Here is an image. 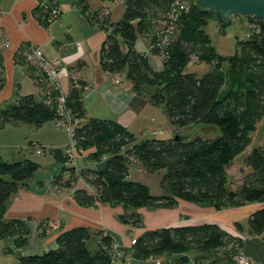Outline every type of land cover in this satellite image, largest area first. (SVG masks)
I'll return each instance as SVG.
<instances>
[{"label": "trees", "instance_id": "16d2710c", "mask_svg": "<svg viewBox=\"0 0 264 264\" xmlns=\"http://www.w3.org/2000/svg\"><path fill=\"white\" fill-rule=\"evenodd\" d=\"M175 1L123 0L122 15L114 22L106 21L105 14L100 12L88 15L103 25L106 32L99 51L103 70L124 74L133 90L147 95L152 104L162 105L178 137L137 140L114 120L83 121L82 88L86 84L76 79L77 85L71 83L65 94V107L72 117L82 120L74 129L77 148L80 153L88 150L90 161L106 158L101 167L76 171L73 166L66 167V156L54 149L52 154L63 167L51 183L59 188H74L79 204L97 200L137 209L171 207L177 199H182L211 203L219 209L260 202L262 205L249 215L247 225L249 234L264 241V147L252 146L253 134L264 117V22L254 16L246 17L248 37L236 42L233 55L222 56L205 32L209 17L218 15L200 8L193 0H185L187 10L177 11ZM76 3L84 12L85 5L80 0ZM48 12L33 11L46 27L60 13L49 17ZM141 35L149 38L154 54H164L162 68L154 69L146 54L135 48ZM28 46L21 45L15 59L27 66L38 81L46 83L37 75L38 69L25 60ZM191 61L209 64L211 68L201 76L186 72L184 69ZM81 66L79 62L73 70ZM2 84L0 78V87ZM58 95L48 88L40 99L32 94L19 95L0 108V125L25 123L38 128L47 121H55L59 117ZM196 123L212 126L219 134L213 138L179 135L180 128ZM240 155L249 169L235 187H228V167ZM130 159L147 172L163 170L160 185L165 192L154 195L147 185L130 179ZM39 166L29 158L8 162L0 157V238L17 236V246L23 244L29 229L21 220L5 218L7 201L20 186L33 179ZM64 171L69 172L67 178ZM79 180L93 192L87 186H77ZM121 219L136 227L142 225L137 212L125 213ZM89 236L90 231L85 227L62 231L56 237V247L40 254L19 255V264H114L110 236L100 237L96 252L86 247ZM242 244L240 237L227 234L215 223L185 224L144 231L131 245L130 254L143 259L194 249L207 264H235L234 258L240 254Z\"/></svg>", "mask_w": 264, "mask_h": 264}, {"label": "crops", "instance_id": "0c3cea01", "mask_svg": "<svg viewBox=\"0 0 264 264\" xmlns=\"http://www.w3.org/2000/svg\"><path fill=\"white\" fill-rule=\"evenodd\" d=\"M39 1L0 0V31L9 40V46L0 49L2 56L0 78L3 80L0 87V108L15 101L19 95L32 94L40 99L48 88L47 83L38 81L29 72L27 66L21 65L15 59V54L21 45L27 44L38 47L48 60H61L59 83L62 93H67L71 77L80 79L86 84L88 89L82 92L85 111L83 121L89 118L114 120L125 126L137 138L135 129L138 123L148 118L147 113L153 112L150 110L163 106L152 104L147 95L133 90L131 84L125 80L124 74H109L103 70L99 51L106 32L103 25L91 20L88 15L90 11L100 12L105 14L106 21L114 22L121 17L123 5L113 0H80L86 8L82 12L76 3L78 0H59V16L46 27L33 13L35 9H40ZM112 4L116 7H112ZM118 7L121 8L119 16H114L113 11ZM135 48L146 54L154 69L162 68V59L151 51L147 36H139ZM79 62L82 66L78 70H73ZM117 76L123 83H115L114 79ZM150 116L152 118L153 114ZM4 126L27 128L29 133L27 143L35 149V152L39 147L43 153L48 147L51 154L54 149L64 153L68 145L67 141L60 144L53 136L41 135V132L47 133L50 130L64 131L58 129L54 121H47L38 128L30 127L25 123H5L0 125V128ZM152 134L156 135L157 131H152ZM137 140L142 139L137 138ZM87 152L88 150H83L78 156L85 158L84 167L72 163L76 171L82 168H94V164H100L90 161ZM105 158L106 156L102 159ZM77 186H87L88 190L93 192V189L83 181L78 182ZM74 192V188H59L54 186L51 180H45L44 183L37 181L36 185L28 182L20 186L9 198L5 218L21 220L30 232L34 231L39 236L35 249H31L30 252L40 254L54 248L59 233L75 227H85L90 231L85 244L86 247L89 245L91 249L88 247L87 249L91 252L92 249L98 251L100 237L107 235L112 241L111 253L119 254L114 264H155L153 258L139 259L131 256L130 239L150 229L200 223H215L227 234L241 238L245 231L241 223L262 205L260 202H250L242 206L217 209L211 203H194L177 199L171 207L144 206L135 209L126 208L121 203H102L97 200L91 204H79L75 200ZM130 212H137L140 215L141 226H133L121 219L123 214ZM54 223L57 227L51 226ZM10 250L6 252H11ZM189 251L162 257L163 264H207L206 260L199 259L201 253L190 256ZM241 254L257 264L251 255L247 256L243 252ZM181 259L184 261L180 262Z\"/></svg>", "mask_w": 264, "mask_h": 264}, {"label": "rangeland", "instance_id": "374dc122", "mask_svg": "<svg viewBox=\"0 0 264 264\" xmlns=\"http://www.w3.org/2000/svg\"><path fill=\"white\" fill-rule=\"evenodd\" d=\"M4 2H7V0H4ZM112 7L116 6L113 5ZM120 9L121 8L119 7L114 9V16H119L118 14ZM205 32L208 34L211 44L216 48L217 52L222 56L228 57L233 55L236 51V42L240 39L248 37L250 33L249 22L246 17H242L240 15H234L228 19H221L218 16H213L209 17L208 24L205 26ZM226 64L227 62L225 61L223 69H225ZM210 68L209 64L191 61L186 65L184 70L186 72H194L198 76H201L204 72L210 70ZM150 111L153 112L147 113L148 118L139 122V125H137L138 127L135 129L137 138L145 139L154 137L166 139L174 137L176 135V130L169 122L164 108L158 106L155 110ZM151 114H153L152 118L150 116ZM152 131H157V134H152ZM178 133L179 135L186 136V138H192L196 135H200L204 138H213L219 134L214 127L206 126L201 123L180 128ZM41 135L45 137L53 136V138H55L60 144L66 141L69 143L71 141L70 136L65 131L50 130L47 133L41 132ZM28 136L29 133L27 128L22 126H4L3 128H0V157L8 162L29 158L40 165L30 182L36 185L37 181H42L43 183L45 180L52 181L53 178L62 171V163L57 162L54 159L48 147H46L43 153L35 152V149L27 143V138H29ZM252 146L264 147V117L258 123L257 129L253 134ZM242 157L243 155L236 157L232 164L228 167V187H235L240 182L239 179L242 174L246 173L249 169L243 164ZM103 161L104 160L102 159L98 161L100 164H94V168L104 165ZM83 163H85V158L83 156L76 158V166L82 167ZM65 165L72 167L74 164L66 163ZM128 171L130 179L146 184L152 194H162V192H164L160 185L161 177L164 172L163 170L147 172L135 160H131L128 165ZM63 176L67 178L69 176V172L64 171ZM80 181L82 180H79L78 182ZM241 225L245 231H243V237L241 236L243 244L240 254L238 257L234 258L236 260L235 264L240 261L242 262V260L245 259L249 260L246 257H242L243 255L241 252L247 256L251 255V257L255 258L257 264H264V241H262L260 236L248 233L247 220H244ZM51 226L57 227L56 223H54V225L51 224ZM16 238L17 236L0 238V264H19V254H37L30 252L31 249H35L39 240V236L34 231H28L26 233L24 236L25 240L22 245H16ZM87 247L90 248L89 245H87ZM8 249H12V251L6 252ZM95 251V249H92V252ZM194 253L199 254L200 252L190 249L189 255L192 256Z\"/></svg>", "mask_w": 264, "mask_h": 264}, {"label": "built area", "instance_id": "2783aa9c", "mask_svg": "<svg viewBox=\"0 0 264 264\" xmlns=\"http://www.w3.org/2000/svg\"><path fill=\"white\" fill-rule=\"evenodd\" d=\"M59 0H40L39 1V8L43 11H49V17H54L56 13L59 11L57 9V3ZM116 3L123 4V0H113ZM175 9L177 11H183L188 9V4L185 0H176L175 1ZM90 15L94 16V12H89ZM166 42V41H165ZM9 46V40L1 33L0 31V49L7 48ZM160 58H163L164 54H158ZM25 60L29 62V64L34 65L37 70V75L41 76L42 79L48 84V89H51L53 91H57L59 93L56 101H57V108L59 112V117L54 121L55 126L58 129L66 131L71 141L68 143L64 150V155L67 158L66 163H74L76 158L79 156V153L81 150L77 148V143L74 138V129L77 125L80 124L82 121L81 119H77L71 116L69 111L65 107V101L66 97L65 94L61 92L60 89V83H59V77L61 75V60L60 59H54V60H48L44 57L42 51L36 47V46H28L27 51L24 54ZM76 78L72 77L71 83H75ZM115 83H123L122 79L117 76L114 79ZM88 87L85 85L82 90H87ZM50 99H48V102ZM37 153H41V148L36 149ZM134 160V159H130ZM65 163V164H66ZM54 225V224H53ZM136 238L130 239V245L135 243ZM119 257V254L117 252L111 253V261L114 263L116 261V258ZM243 257V256H242ZM155 260V264H163L162 257H150ZM237 264H254L251 261L245 259L242 260V262H238Z\"/></svg>", "mask_w": 264, "mask_h": 264}, {"label": "water", "instance_id": "95a60500", "mask_svg": "<svg viewBox=\"0 0 264 264\" xmlns=\"http://www.w3.org/2000/svg\"><path fill=\"white\" fill-rule=\"evenodd\" d=\"M202 9L214 12L221 19L234 15L254 16L264 22V0H193ZM175 135L174 138H177Z\"/></svg>", "mask_w": 264, "mask_h": 264}]
</instances>
